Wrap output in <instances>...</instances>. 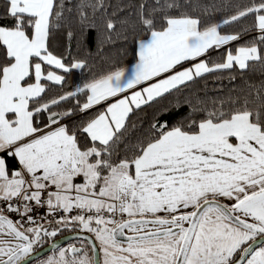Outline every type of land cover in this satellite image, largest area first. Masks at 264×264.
<instances>
[{
	"label": "snow or ice",
	"instance_id": "obj_1",
	"mask_svg": "<svg viewBox=\"0 0 264 264\" xmlns=\"http://www.w3.org/2000/svg\"><path fill=\"white\" fill-rule=\"evenodd\" d=\"M0 264H264V0H0Z\"/></svg>",
	"mask_w": 264,
	"mask_h": 264
},
{
	"label": "water",
	"instance_id": "obj_2",
	"mask_svg": "<svg viewBox=\"0 0 264 264\" xmlns=\"http://www.w3.org/2000/svg\"><path fill=\"white\" fill-rule=\"evenodd\" d=\"M67 242H71V238H68L66 241H63L62 243H67ZM46 254H49L46 252Z\"/></svg>",
	"mask_w": 264,
	"mask_h": 264
},
{
	"label": "trees",
	"instance_id": "obj_3",
	"mask_svg": "<svg viewBox=\"0 0 264 264\" xmlns=\"http://www.w3.org/2000/svg\"><path fill=\"white\" fill-rule=\"evenodd\" d=\"M225 83H226V82H225ZM209 86H210V87H212V85H211V84H210Z\"/></svg>",
	"mask_w": 264,
	"mask_h": 264
},
{
	"label": "flooded vegetation",
	"instance_id": "obj_4",
	"mask_svg": "<svg viewBox=\"0 0 264 264\" xmlns=\"http://www.w3.org/2000/svg\"><path fill=\"white\" fill-rule=\"evenodd\" d=\"M49 254H51V253H49Z\"/></svg>",
	"mask_w": 264,
	"mask_h": 264
}]
</instances>
